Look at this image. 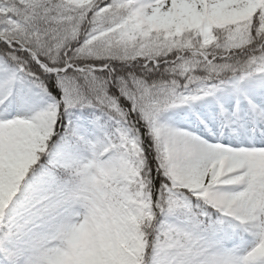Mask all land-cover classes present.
Returning <instances> with one entry per match:
<instances>
[{
	"label": "snow or ice",
	"instance_id": "1",
	"mask_svg": "<svg viewBox=\"0 0 264 264\" xmlns=\"http://www.w3.org/2000/svg\"><path fill=\"white\" fill-rule=\"evenodd\" d=\"M0 264H264V0H0Z\"/></svg>",
	"mask_w": 264,
	"mask_h": 264
}]
</instances>
